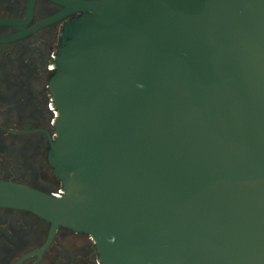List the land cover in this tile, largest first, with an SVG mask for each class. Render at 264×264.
I'll return each instance as SVG.
<instances>
[{
	"label": "water",
	"instance_id": "water-1",
	"mask_svg": "<svg viewBox=\"0 0 264 264\" xmlns=\"http://www.w3.org/2000/svg\"><path fill=\"white\" fill-rule=\"evenodd\" d=\"M52 90L55 197L105 264H264V0H88Z\"/></svg>",
	"mask_w": 264,
	"mask_h": 264
},
{
	"label": "flooded vegetation",
	"instance_id": "flooded-vegetation-1",
	"mask_svg": "<svg viewBox=\"0 0 264 264\" xmlns=\"http://www.w3.org/2000/svg\"><path fill=\"white\" fill-rule=\"evenodd\" d=\"M88 0H0V190L21 185L55 197L58 106L52 90L66 24ZM0 264H105L94 237L0 200Z\"/></svg>",
	"mask_w": 264,
	"mask_h": 264
}]
</instances>
